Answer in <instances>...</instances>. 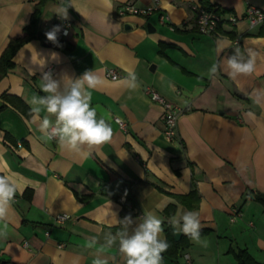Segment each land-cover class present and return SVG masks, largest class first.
<instances>
[{"label": "crops", "instance_id": "obj_1", "mask_svg": "<svg viewBox=\"0 0 264 264\" xmlns=\"http://www.w3.org/2000/svg\"><path fill=\"white\" fill-rule=\"evenodd\" d=\"M127 1L111 0L108 8L100 0H72L65 20L54 13L61 0H0V54L10 39L22 35L35 9L36 33L45 35L63 20L70 24L68 35L58 39L71 44L70 49L47 47L32 39L17 50L12 68L0 79V96L16 97L25 106L6 103L0 111V174L18 173L23 187L7 236L0 238V264H92L96 253L84 247L88 238L103 243L104 233L119 229L117 219L128 214L138 219L146 212L163 220L170 245L163 264H186V254L189 264H236L237 250L264 264V207L253 196L264 193V24L250 27L243 19L247 6L264 11V0H205L210 10L238 19L221 24L214 36L197 31L193 8H203L200 0H160L149 16H118ZM132 1L137 8L152 5ZM126 23L133 26L125 30ZM218 42L226 45L219 56ZM236 47L259 53L257 72L233 80L220 70L210 78L212 64ZM36 55L45 59L43 71L54 79L77 78L87 70L101 77L92 106L98 115L112 117L110 143L82 158L40 139L28 103L34 94L43 95L40 66L32 63ZM107 69L119 77H106ZM128 70L140 85L135 92L120 83ZM146 88L182 111L172 141L163 137L162 108ZM246 112L254 118H246ZM169 205L175 206L171 215L165 213ZM233 207L240 215L230 222ZM189 210L200 212L207 246L181 233L173 259L169 254L179 240L168 219ZM61 214L68 217L59 224L55 218ZM103 258L124 264L117 247Z\"/></svg>", "mask_w": 264, "mask_h": 264}, {"label": "clouds", "instance_id": "obj_2", "mask_svg": "<svg viewBox=\"0 0 264 264\" xmlns=\"http://www.w3.org/2000/svg\"><path fill=\"white\" fill-rule=\"evenodd\" d=\"M102 7L111 8V0H100ZM74 7L72 0H61L54 13L62 19H68V8ZM60 26L46 32V38L53 44H59L58 33ZM67 35V33H64ZM31 46V45H30ZM223 42L217 43V55L225 49ZM259 53L253 48L244 52L236 47L226 56L223 62L212 64L207 75L212 78L220 70L235 80L240 76H251L257 72ZM58 54L51 53L56 60ZM32 63L40 66L41 76L39 88L43 95L34 94L28 101L30 123L37 126L40 139L45 143L55 142L58 149L68 154L82 158L91 155L93 148L110 143L113 138L111 115H98L97 108L92 106V91L102 82L94 70H87L81 76L73 78L67 74L60 79H54L51 71H43L45 59L32 56ZM29 75L35 71L29 69ZM122 87L129 92H135L139 87L136 74L128 70L127 75L120 81ZM246 118H254L252 112L243 114ZM23 191L18 173L0 174V238H6L7 225L12 206ZM112 215H115L113 213ZM119 229L113 233L108 231L103 235V243L97 236L87 239L84 247L93 249L96 253L92 264H108L103 258L113 247H117L124 264H163V254L170 245L163 235V220L152 212L143 213L138 219L131 214L117 219ZM175 234L188 236L195 244L207 246V241L201 239V219L197 210L177 211L168 219Z\"/></svg>", "mask_w": 264, "mask_h": 264}, {"label": "built area", "instance_id": "obj_3", "mask_svg": "<svg viewBox=\"0 0 264 264\" xmlns=\"http://www.w3.org/2000/svg\"><path fill=\"white\" fill-rule=\"evenodd\" d=\"M151 1V6H148L146 8H137L136 6H134L133 1L129 0L120 6L117 14L121 17L128 15L149 16L157 9L160 0ZM193 10L196 12L197 31L203 35L214 36L221 24L227 22L231 25H234L238 20L235 16L225 18L224 14L218 9H211L208 11L199 6H194ZM243 19L248 22L250 27L260 26L264 24V11L255 6H247L243 14ZM57 25L60 26L61 29L58 35L60 37H66L68 35V28L70 24L66 21L59 20L56 23V26ZM65 32L67 33V35L64 34ZM234 44H238L237 40H234ZM105 76L112 80H115L119 77V74L113 69H107L105 72ZM145 92L152 101L157 102L161 106L163 113V137L167 141H172L175 137L177 121L179 116L182 114V111L171 103L165 101L152 89L146 88ZM115 121L120 129L126 130V123L123 120L117 118ZM239 215V210L233 207L230 210L229 221L233 222ZM67 217L68 216L66 214H61L56 216L55 221L61 224L67 219ZM184 257L186 264H189V256L186 254Z\"/></svg>", "mask_w": 264, "mask_h": 264}, {"label": "trees", "instance_id": "obj_4", "mask_svg": "<svg viewBox=\"0 0 264 264\" xmlns=\"http://www.w3.org/2000/svg\"><path fill=\"white\" fill-rule=\"evenodd\" d=\"M200 2H201L202 7L205 10H208V11L210 10V5L205 0H200ZM41 3H42V1H41ZM37 13H38V9H35V11L33 12L32 16H31L29 25L26 26L22 30V35L19 38L10 39L7 46L4 48V50L0 54V79L6 75L7 71L10 68H12L13 56L15 55L17 50L22 45H24L28 41L35 39V38L40 39L42 41H48L46 38V35L41 34V33H36V31H35ZM48 42H50V41H48ZM59 44L62 45L59 47H62L65 49L71 48V44H69L68 42H66L64 40H59ZM6 103L7 104L8 103L13 104L16 107L17 106H24V104L21 102L20 99L13 97V96H10L8 94H2L0 96V111L6 106ZM253 196H254V199L256 201H258L262 207H264V193H253ZM127 200L129 202H131L132 205H135L133 197L130 196L129 194L127 195ZM177 200L182 201V197H177ZM174 208H175L174 205L167 206V209H165V213L167 215H171L174 211ZM168 233H169V236L172 237V232L170 229L168 230ZM173 244L175 247L169 255L171 256V258L175 259L179 254L181 240H179L178 242H173ZM233 255H234L236 264H259L256 261H254L250 257V255L244 250H237L236 252H234Z\"/></svg>", "mask_w": 264, "mask_h": 264}, {"label": "water", "instance_id": "obj_5", "mask_svg": "<svg viewBox=\"0 0 264 264\" xmlns=\"http://www.w3.org/2000/svg\"><path fill=\"white\" fill-rule=\"evenodd\" d=\"M132 26H133L132 24H130V23H126V24H124V29H125V30L130 29ZM148 27H149V26H148ZM43 45H44V46H47V47H55V48H56V45H55V44H53L52 42H48V41H44V42H43ZM180 236H181V234H178V235H177V234H175L174 231H173V238H174L175 241H178L179 238H180Z\"/></svg>", "mask_w": 264, "mask_h": 264}]
</instances>
